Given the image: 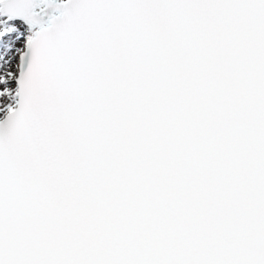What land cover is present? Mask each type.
I'll return each instance as SVG.
<instances>
[{
  "label": "snow or ice",
  "instance_id": "6c2138e0",
  "mask_svg": "<svg viewBox=\"0 0 264 264\" xmlns=\"http://www.w3.org/2000/svg\"><path fill=\"white\" fill-rule=\"evenodd\" d=\"M0 264H264V0H0Z\"/></svg>",
  "mask_w": 264,
  "mask_h": 264
}]
</instances>
